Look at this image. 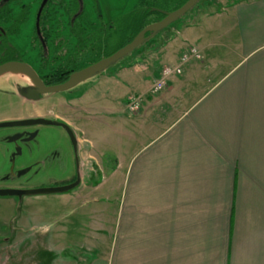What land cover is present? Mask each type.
I'll return each instance as SVG.
<instances>
[{
	"label": "crops",
	"instance_id": "0c3cea01",
	"mask_svg": "<svg viewBox=\"0 0 264 264\" xmlns=\"http://www.w3.org/2000/svg\"><path fill=\"white\" fill-rule=\"evenodd\" d=\"M205 7L184 22L179 40L170 32L153 47L150 54L165 62L151 77L147 65L133 66L137 57L117 67L144 75L126 95L141 97L139 109L119 118L120 133L136 140L134 151L107 159L91 147L87 154L109 165V181L120 184L119 264H264V0ZM190 45L201 58L147 94L161 68ZM99 171L80 175L81 187ZM73 190L68 196L78 198ZM90 217L95 225L93 211Z\"/></svg>",
	"mask_w": 264,
	"mask_h": 264
},
{
	"label": "rangeland",
	"instance_id": "374dc122",
	"mask_svg": "<svg viewBox=\"0 0 264 264\" xmlns=\"http://www.w3.org/2000/svg\"><path fill=\"white\" fill-rule=\"evenodd\" d=\"M38 1L10 0L8 6L15 16L21 4L27 5L28 17L34 19L39 5ZM136 1L85 0L86 13L90 19H95L94 6H97L98 13L102 14V17L112 18L116 14H110L112 10L119 8L126 9V11L130 10ZM212 1L214 2L212 3ZM232 1L234 0H201L188 14L171 23L168 30L164 28L160 31L161 35L157 36L156 34L151 37L152 43L144 44L139 50L119 60L116 65L101 68L100 72L91 75L85 82L74 87L72 90L77 93L86 87L80 96L71 98L68 94L70 90L56 92L47 94L44 100L34 104V108L39 109L37 113L43 116L55 115L60 117L75 131L80 146V174L85 176L84 180L89 178L87 177L88 172L100 170L99 174L95 176V182L100 181L102 177L106 179V182L102 184L99 190L95 191L89 188L95 182L85 181L86 187L82 188L79 185L75 188L76 191L80 190L78 198L68 196L72 190L63 193L30 194L25 195L21 200L13 196H0V264H95L98 261L97 264H103L104 261L107 264H119L120 184L118 179L109 181V165L104 166L102 159H100L99 166L94 159L92 160L87 155L93 152H89V149L93 147L91 149L97 153L99 158H102L104 152V158L108 159V157H112L114 152H133L136 147L135 139L125 136L124 132L120 133V128L122 126L125 128V126L123 119L120 120L119 118L132 116L125 110L126 95L130 93L127 91L134 89V83L141 81L144 75L133 67L121 71L118 70V66L129 64L137 57L138 60L133 63V66L140 63L147 65V71L151 72L147 73L146 71L145 74L147 73L151 77L155 68L165 62V59L159 54L151 55L147 52L146 55V51L150 52L152 47L158 43L157 41H163L169 36L173 35L174 38L177 37L178 39L179 34L183 33L184 22L192 21L196 15L193 13L198 12L197 9L201 7L204 8L203 5H206L207 2L209 5L205 8L215 11L218 5L225 6ZM176 4L179 3H167L166 9L171 10ZM31 22V20H27L20 26V32L16 36H12L13 34L9 36V39H12L20 52L26 50L30 41V30L33 28ZM170 32L172 35L169 34ZM164 45H166L167 51H171L173 48V45L168 46L170 43ZM197 54L198 57L191 59L199 60L201 54L198 49ZM142 56L143 58H141ZM35 57L36 52L31 50L26 53L25 60L35 64ZM178 62L176 64H179ZM176 64H166V66H175ZM18 72L23 71L13 69L5 72L3 76L0 75V117H12L25 108L16 94L14 84L5 80L9 77L14 80L18 79L20 77ZM176 75L179 74H172L171 77ZM29 82L31 83V81ZM167 82L168 80L162 90L165 89ZM153 84L154 81L148 87L147 94H155L150 92L151 87H154ZM28 107L26 105V108ZM29 109L32 111L33 107L30 106ZM14 131L15 129L9 126L0 127V175L6 173L12 156L11 143L4 139ZM71 148L70 140L61 126H39L35 138L26 142L22 147V149H26L27 153L26 164L38 163L32 166L26 177H23V179L30 178L27 185L32 186L31 188L62 185L74 173L75 167ZM105 149L107 150L105 151ZM117 175L115 173V179L118 177ZM4 184L15 183L13 181H0V186ZM95 198L97 199L96 202L89 203V199ZM81 203L85 206H82ZM89 211H93L97 218L95 225L91 217L87 219V212ZM88 221L90 224H87ZM87 225L90 227L87 228ZM93 226L95 230L92 229Z\"/></svg>",
	"mask_w": 264,
	"mask_h": 264
},
{
	"label": "flooded vegetation",
	"instance_id": "af4514ba",
	"mask_svg": "<svg viewBox=\"0 0 264 264\" xmlns=\"http://www.w3.org/2000/svg\"><path fill=\"white\" fill-rule=\"evenodd\" d=\"M75 0V4L72 5V8L70 10H73L74 7H76V10L71 14L68 15L67 13H57L55 16L53 14H50L52 17L51 21L47 26H45L42 23L43 16L39 15V17H36V14L34 16V19L31 20V24L33 28H31L30 33V41L28 42L27 48L24 52H20V50L15 46L12 42V39H9V36L6 34V32L0 27V29L3 30V32L0 30V43L5 42L8 47L12 51V56L9 57L10 59L5 60L1 59L0 64L7 62V61H21L27 63L37 74L38 78L46 85L47 82H54L61 83L65 81L68 76L79 69H82L86 66H82L81 68L77 69V66L80 62V60L83 58L81 56L82 52L90 54L94 53L95 47L92 44L84 45V42L86 40H89L98 33L97 28L101 23H106L110 21L112 18L123 15L127 13L129 10L126 11V9L119 8L118 10H112L110 14L112 13H118L117 15L113 16L112 18L102 17V14L98 13L97 6L95 7L96 17L95 19H90L88 14L86 13V4L85 0ZM186 0H174V2H178L181 5ZM41 2V0H40ZM138 0L134 5L131 6L130 10L133 9V7L137 4ZM40 4V3H39ZM39 7V5H38ZM125 10V11H124ZM65 11V10H64ZM32 31V32H31ZM20 30L16 33H14L12 36H16ZM81 41H83L81 43ZM108 47L103 45V49L101 52L106 53ZM36 52L35 57V64L27 62L26 59V53L30 51ZM97 58H94L92 61L93 63L96 62ZM99 60V59H98ZM92 64V62H91ZM90 65V64H89ZM88 66V65H87ZM119 67V66H118ZM64 69V72H59V70ZM66 71H70L69 73H66ZM5 74V73H4ZM17 74L20 75L18 79L14 80L11 77L6 78V82L10 81L12 84H14V89L16 91L17 96L19 97L20 101L24 105L23 111H20L19 114L14 116H2L0 117V123H6V122H23L27 120H37V119H49L50 121H58L63 122L69 126L67 122H65L62 118L57 116H43L37 112H39V109L34 108V104L38 101H42L45 99V94H40L36 99L31 98V92L33 91L32 84L27 81L28 77L24 72H18ZM25 74V75H24ZM3 76V74H2ZM66 78V79H63ZM52 84V85H53ZM71 98H75L72 96ZM26 105L29 107L32 106L33 110L31 111L28 108H26ZM28 109V110H27ZM42 125H55V124H42V123H33V124H24V125H15V126H9L15 129V131L7 136L4 140L9 141L11 143V157H10V163L8 166V169L5 174H2L0 176V181H13L15 184H4L0 186V189L3 188H10L15 190H26L30 189L32 186L27 185V181H29L30 178H24L27 176V172L32 168V166L37 165V162H31L29 165L26 164V158L27 153L26 149H22L23 145L26 144V142L32 140L36 136L37 128ZM61 126V125H58ZM4 127V126H2ZM63 129L64 127L61 126ZM71 131L73 132V135L75 137V144L71 142L70 136L68 135L67 131L65 130L71 145V152L73 157V164H74V173L73 175L65 180V182L62 184H69L76 180L77 177H80V168H81V156H80V146L78 142V138L76 136L75 131L69 127ZM28 129H30L28 131ZM21 158V159H20ZM20 159V160H18ZM18 160V161H17ZM23 160V161H22ZM81 179V178H80ZM43 187V186H40ZM75 189V188H74ZM73 190V189H72ZM25 194H22L20 196L13 195V197L18 198L21 200Z\"/></svg>",
	"mask_w": 264,
	"mask_h": 264
},
{
	"label": "trees",
	"instance_id": "16d2710c",
	"mask_svg": "<svg viewBox=\"0 0 264 264\" xmlns=\"http://www.w3.org/2000/svg\"><path fill=\"white\" fill-rule=\"evenodd\" d=\"M9 1L0 4V15L2 16V18L0 19V25H7L5 28H3V30L8 35L18 32L20 26L28 20L27 5L21 4L19 6L17 15L14 16L12 10L8 6ZM171 2H174V0H138L137 4L133 7L132 10H129L127 13L121 16L118 15L106 23H101L97 28L98 33L92 38V41L90 38L89 40H86L84 42V45H87V43L94 45V53L92 52L90 54H87L82 52L81 56L83 58L80 60L77 69L81 68L82 66L89 65L91 64V62L93 63L92 60L94 58H97L98 60L110 55L114 51L130 42L134 38V36L147 24L160 20L164 16L165 11H171L180 6L176 5L172 7L171 10H167V3ZM38 3H40V0L38 1ZM73 4H75V0H48L41 11V15L43 16L42 23L45 26L50 23L52 19L50 14H53L55 16L57 13L61 12L71 15L76 10V7H74L73 10H70ZM168 29L169 27H167L165 30ZM149 34L150 33H146L145 37ZM158 35H161V33L159 32L157 36ZM169 37L163 41H157L158 46H161L164 42H166ZM82 42L83 41H81V43ZM103 45L108 47V51H106V53L101 52V50L103 49ZM151 50H153V47ZM155 50H157V48ZM147 52L148 54L151 53V51H146V53ZM11 56V49L5 42H1L0 60H8ZM64 71V69L59 70V72ZM69 72L70 71H66V73ZM53 83H56V81L54 80V82H47L46 85H52ZM85 88L80 90L78 93L76 91H73L74 89H71L68 94H70L71 97L80 96L84 93Z\"/></svg>",
	"mask_w": 264,
	"mask_h": 264
},
{
	"label": "water",
	"instance_id": "95a60500",
	"mask_svg": "<svg viewBox=\"0 0 264 264\" xmlns=\"http://www.w3.org/2000/svg\"><path fill=\"white\" fill-rule=\"evenodd\" d=\"M9 0H1V3L7 2ZM48 0H41L39 7L36 12V17L38 18L44 5ZM80 0V5H81ZM200 0H186L183 4H181L178 8L165 11L164 16L155 22L147 24L144 28H142L134 38L119 48L118 50L114 51L110 55L103 57L96 62L79 69L77 71L72 72L68 78L57 84L53 85H45L37 76L35 71L25 62L21 61H7L0 64V75L4 74L9 70H22L31 81L33 86V91L31 92V98L34 100L40 94H52L58 93L63 91H68L73 89L74 87L78 86L79 84L85 82L87 79L91 77V75L100 72L103 67L116 65L119 60L123 57L130 55L131 53L139 50L144 44H149L152 40L151 37L158 34L164 28H167L171 23L174 21L182 18L186 14H188L196 5L199 3ZM2 32L3 30L0 29ZM146 33H150L148 36L145 37ZM33 123H42V124H55L61 125L67 131L68 135L70 136L71 142L75 144V137L73 132L69 128V126L63 122L58 121H50L49 119H37V120H27L23 122H6L0 123V127L2 126H15V125H26V124H33ZM81 184L80 177H77L76 180L69 184L59 185V186H47V187H37L31 188L26 190H15L10 188H3L0 189V196H13V195H30V194H39V193H63L69 192L70 190L77 188Z\"/></svg>",
	"mask_w": 264,
	"mask_h": 264
},
{
	"label": "built area",
	"instance_id": "2783aa9c",
	"mask_svg": "<svg viewBox=\"0 0 264 264\" xmlns=\"http://www.w3.org/2000/svg\"><path fill=\"white\" fill-rule=\"evenodd\" d=\"M192 57H198L197 48L193 45L187 47V49L181 54L179 64L175 66H164L160 71L159 77L154 80V87H151L150 92L156 93L163 89L165 83L171 78L172 74H180L182 65H184ZM140 96L130 95L127 99L126 109L129 112H136L140 107Z\"/></svg>",
	"mask_w": 264,
	"mask_h": 264
},
{
	"label": "bare ground",
	"instance_id": "6f19581e",
	"mask_svg": "<svg viewBox=\"0 0 264 264\" xmlns=\"http://www.w3.org/2000/svg\"><path fill=\"white\" fill-rule=\"evenodd\" d=\"M28 77V76H27Z\"/></svg>",
	"mask_w": 264,
	"mask_h": 264
}]
</instances>
